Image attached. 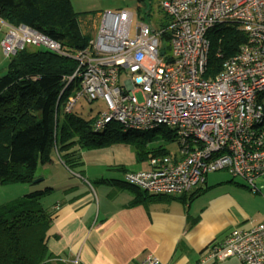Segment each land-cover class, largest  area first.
I'll return each instance as SVG.
<instances>
[{
    "label": "built area",
    "instance_id": "built-area-1",
    "mask_svg": "<svg viewBox=\"0 0 264 264\" xmlns=\"http://www.w3.org/2000/svg\"><path fill=\"white\" fill-rule=\"evenodd\" d=\"M170 19L169 51H160L163 31H151L133 13L99 14L95 38L83 50L68 52L58 42L26 26H7L0 41L4 57L24 48H43L70 58L79 81L64 111L81 99L102 100L93 129L110 123L124 129L164 127L174 133L177 153L149 159L146 170L128 172L126 183L155 196L187 194L207 174L226 171L260 193L264 182V0H160ZM237 22L247 43L226 60L214 78H204L209 41L217 24ZM4 22L0 19V25ZM122 76V80H121ZM140 92L139 102L136 93ZM235 257L241 264H264V221L251 229L231 230L211 244L194 264ZM138 264H163L147 254Z\"/></svg>",
    "mask_w": 264,
    "mask_h": 264
},
{
    "label": "trees",
    "instance_id": "trees-1",
    "mask_svg": "<svg viewBox=\"0 0 264 264\" xmlns=\"http://www.w3.org/2000/svg\"><path fill=\"white\" fill-rule=\"evenodd\" d=\"M137 1L143 3L144 0ZM138 14L141 21H145L144 15L151 17L149 10ZM157 15L158 19L148 26L151 31H163L160 51L165 53L169 51L170 19L160 8ZM89 17V13L75 12L70 0H0V19L5 24L29 26L61 44L68 52L88 46V37L83 35L80 26L82 21L87 24ZM206 37L209 50L203 77L208 79L218 75L224 62L247 43V35L239 23L227 22L213 26ZM7 59L5 72L0 75V187L34 186L37 184L33 182L34 171L39 166L53 167L57 163L65 172L82 176L83 150L115 144L131 146L139 162L170 156L166 145L175 137L166 128L135 130L110 123L95 131L94 122L102 111L84 116L74 108L66 113V100L79 87L77 79L69 80L76 69L72 59L43 48H24ZM10 100L20 104L16 113L2 108ZM153 130H158L160 135L149 136ZM174 142L178 150L177 140ZM42 178L44 181L46 176ZM99 182L134 187L119 181ZM55 190L51 183L43 188L40 185L23 199L0 210V264H60L46 246L52 228L51 213L39 203Z\"/></svg>",
    "mask_w": 264,
    "mask_h": 264
},
{
    "label": "crops",
    "instance_id": "crops-1",
    "mask_svg": "<svg viewBox=\"0 0 264 264\" xmlns=\"http://www.w3.org/2000/svg\"><path fill=\"white\" fill-rule=\"evenodd\" d=\"M73 1L75 11L76 1L84 0H75V5ZM7 26H0V41ZM7 64L0 49V70ZM12 103L17 102L10 100L2 108L16 113L20 108H6ZM81 161L82 176L68 172L78 180L68 186L67 181L51 182L57 190L50 194L58 196L45 207L53 219L46 246L60 264H138L147 254L163 264H194L210 244L222 241L230 231H225L222 222H202L203 213L184 204L192 191L173 199L135 187L100 183L125 182L126 173L149 168L147 160L137 161L129 145L83 150ZM2 189L0 206L16 198L8 195L7 201Z\"/></svg>",
    "mask_w": 264,
    "mask_h": 264
},
{
    "label": "rangeland",
    "instance_id": "rangeland-1",
    "mask_svg": "<svg viewBox=\"0 0 264 264\" xmlns=\"http://www.w3.org/2000/svg\"><path fill=\"white\" fill-rule=\"evenodd\" d=\"M75 5V0L73 1ZM160 0H144L143 3H138L137 0H84L81 2L76 1L75 11L79 13H89L90 17L86 20L88 23L81 22L80 29L84 36L88 37V44L96 36L97 32V23L101 13L104 12H119V11H128L133 13V19L131 21V36H133L136 29V22L140 20L138 12L143 13L145 10L151 11V17L145 16V21H142L148 25H151L155 20L158 19L157 11L159 7ZM80 6L78 8V4ZM81 9V10H79ZM99 15V16H97ZM141 21V20H140ZM1 26V25H0ZM34 50V48H31ZM37 49V48H36ZM2 68V67H1ZM6 69V68H5ZM5 69L0 70V75L5 72ZM122 80V76H121ZM137 100L140 102L142 100L141 93L137 92ZM6 108L11 111H15L20 108L18 103H12L6 106ZM106 109L105 103L102 100H95L92 103H87L82 100L75 107V112L82 113L84 116L88 113L93 115L97 111H103ZM164 128V127H162ZM160 132L158 130L150 131L149 136H159ZM174 137V133H172ZM172 137V138H173ZM175 138L172 139L173 142L167 143L166 149L169 151V155H174L177 153V144L174 142ZM67 176H65V175ZM46 176L44 181L39 182L41 188L48 186L51 182L57 183L59 181H67V186L69 183H72L73 180H78L75 176L69 175L65 172L63 168L58 165L51 167L50 165L39 166L36 171H34L35 179H43L42 177ZM34 179V180H35ZM257 187L264 185L262 180L256 181ZM38 183L34 186L30 185H8L2 186L4 188L3 196L16 195L12 201L7 199L5 205L10 204L14 201L23 199L24 195L30 193V191L38 189ZM62 187L63 185H58ZM23 188L24 190H21ZM20 193V194H18ZM193 196L188 195L184 200V204L190 205L192 210H195L197 214L203 213L202 222H213L218 223L222 222L223 228H226V232L233 229L248 230L254 226L262 223L264 220V188L260 193H252L247 186V183L240 178H233L226 171H216L207 174L205 183L198 185L192 189ZM56 196L47 194L39 203L45 208L47 202L53 201ZM61 196V195H59ZM173 199L180 197V195H172ZM0 206V210L3 208ZM2 211V210H1ZM224 231V232H225ZM229 231V232H230ZM218 234V237L221 238L224 234ZM228 232V233H229ZM211 264H241L240 262L232 257V259L213 262Z\"/></svg>",
    "mask_w": 264,
    "mask_h": 264
},
{
    "label": "water",
    "instance_id": "water-1",
    "mask_svg": "<svg viewBox=\"0 0 264 264\" xmlns=\"http://www.w3.org/2000/svg\"><path fill=\"white\" fill-rule=\"evenodd\" d=\"M42 181V179L40 178V179H36V180H34L33 182L34 183H39V182H41Z\"/></svg>",
    "mask_w": 264,
    "mask_h": 264
},
{
    "label": "bare ground",
    "instance_id": "bare-ground-1",
    "mask_svg": "<svg viewBox=\"0 0 264 264\" xmlns=\"http://www.w3.org/2000/svg\"><path fill=\"white\" fill-rule=\"evenodd\" d=\"M233 230H234V229H233ZM224 238H225V237H224ZM220 242H221V241H220ZM212 244H213V243H212ZM210 245H211V244H210ZM210 245H209V246H210ZM209 246H208V247H209ZM208 247H207V248H208ZM231 258H232V257H231Z\"/></svg>",
    "mask_w": 264,
    "mask_h": 264
}]
</instances>
